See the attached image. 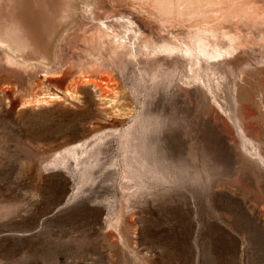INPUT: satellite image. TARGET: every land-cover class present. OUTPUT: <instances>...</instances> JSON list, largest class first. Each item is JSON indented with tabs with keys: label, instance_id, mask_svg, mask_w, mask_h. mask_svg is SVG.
I'll return each mask as SVG.
<instances>
[{
	"label": "rangeland",
	"instance_id": "1",
	"mask_svg": "<svg viewBox=\"0 0 264 264\" xmlns=\"http://www.w3.org/2000/svg\"><path fill=\"white\" fill-rule=\"evenodd\" d=\"M70 8L45 59L0 46V264H264V0ZM195 24L240 36L215 73L129 54Z\"/></svg>",
	"mask_w": 264,
	"mask_h": 264
},
{
	"label": "bare ground",
	"instance_id": "2",
	"mask_svg": "<svg viewBox=\"0 0 264 264\" xmlns=\"http://www.w3.org/2000/svg\"><path fill=\"white\" fill-rule=\"evenodd\" d=\"M154 1L156 2L157 10L166 18L169 12H174V14L181 17L201 15L203 11L199 9V6V8H196L197 5L201 4L202 6L204 3L211 2V0ZM70 11V0H0V15L4 13V21L0 22V46L7 50L5 61L17 66L26 65L27 61L23 53L29 54L33 52L39 53L44 58L45 54L43 52L47 49L46 44H49L47 37L50 28L55 25L56 20L69 17L71 15L69 14ZM57 16H59V19H57ZM222 34L227 39L225 44L218 41V30L213 24L212 26L195 24L193 32L189 33L187 39L183 41L143 42L139 43L137 48H134L127 45L125 37L114 35L113 39L116 41L117 48L122 50L129 47L131 56H136L140 52L149 55L152 53L154 55L158 53L167 55L178 54L188 60L191 70H199L206 63L209 65L211 72L215 73L216 70L213 67L215 61L224 59L236 51L240 37L236 34H228L225 31ZM11 50H18L21 56L19 57V54L12 53Z\"/></svg>",
	"mask_w": 264,
	"mask_h": 264
},
{
	"label": "clouds",
	"instance_id": "3",
	"mask_svg": "<svg viewBox=\"0 0 264 264\" xmlns=\"http://www.w3.org/2000/svg\"><path fill=\"white\" fill-rule=\"evenodd\" d=\"M163 132V131H162Z\"/></svg>",
	"mask_w": 264,
	"mask_h": 264
}]
</instances>
